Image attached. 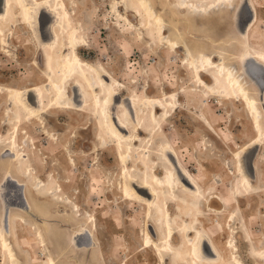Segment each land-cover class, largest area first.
<instances>
[{
    "label": "rangeland",
    "instance_id": "obj_1",
    "mask_svg": "<svg viewBox=\"0 0 264 264\" xmlns=\"http://www.w3.org/2000/svg\"><path fill=\"white\" fill-rule=\"evenodd\" d=\"M77 1L75 0L77 14L74 17L76 20H85L82 32L88 42V46L82 47L79 54L81 58L95 65L100 64L113 74L120 84L117 87L120 98L134 93L139 96L146 93L156 97L159 96L158 90L162 85L167 93L179 87L183 89L178 110L169 122H162V133L165 138L168 137L167 140L175 148L184 166L198 180L203 192L210 197L226 196L235 202L226 209L221 208L220 213L204 210L206 220L203 225L206 224V232L217 235L221 252L226 251L227 254L230 248L224 247L225 242L232 236L235 237L240 258L245 264H256L257 260L250 256L251 248L257 251L264 249V145L250 149L245 156L254 164L252 182L257 191L237 199L233 191L238 180L235 176L234 153L254 137L251 117L239 102L232 104L225 101L221 105L216 96H204V88L199 90V87L195 86L191 79L192 74L181 61L187 58L185 47L195 49L199 46L204 52H209L216 62L223 58L227 65L241 74L247 62L243 56L246 48L260 50V44L264 42V0H252L257 8V20L246 36L239 34L234 22V11L226 6L211 9L206 13L181 8L179 0H149L152 7L166 21L165 34L178 36L183 48L180 47L176 53L169 49L163 50L155 36L146 37L144 41L139 39L142 34L146 36V30L140 26V20L133 12L121 6L120 0H116L120 5L119 11L128 16L134 24L132 28L128 22L118 17L112 8L115 0ZM190 1H199L200 7L207 4L201 0ZM247 16L249 11L244 8L243 20L247 19ZM8 47L5 48L9 51L0 49V88L8 85L18 87L32 83L41 84L43 79L38 76L41 65L36 67L32 64L33 61L40 62V51L27 29L18 22L11 31ZM158 53L165 61H158ZM247 65L251 67L250 61ZM249 71L260 79V71L256 72L252 68H249ZM242 77L246 79L245 75ZM204 79L209 82V79ZM251 84L260 107L259 90ZM189 88L196 90L192 92ZM184 89L188 91L185 92ZM7 105L5 92H2L0 119L8 118ZM60 113L51 111L41 120L34 118L23 122L20 127L16 139L21 147L20 152L30 154L32 143L36 148L33 150L34 155L29 157L38 172L37 179L16 173L12 156L4 154L6 146H0V184L7 173L13 179L27 183L25 188L27 196L31 198L29 203L45 215L41 217L33 209L27 211L15 205L9 206L16 231L13 244L19 260L23 264H43L50 254L56 259V264H120L123 261H127V264H158L152 252L142 249V230L146 229L147 223L146 207L137 202L130 201L127 204L122 201L120 187L124 180L121 178V165L116 159L114 146L104 145L105 143L97 138L95 121L89 110L81 114ZM204 115L209 118L214 128L210 134L205 131L207 127L201 120ZM10 127L9 123L2 124L0 141L10 139ZM46 130L55 137H49ZM24 139H27V145L24 144ZM144 141L142 137L137 144ZM156 142L157 139L153 138V146ZM38 180L44 188L42 194L35 188ZM58 183L62 186L60 193L55 191ZM73 204L77 205L76 210H73ZM219 208V204L213 203L211 206V209ZM230 213H233V217H230L232 221L228 218ZM90 216L96 219L90 222ZM1 217L3 216L0 204V222ZM85 229L94 235L98 249L96 257L91 256V249L70 247L71 237ZM39 232L43 236L42 239L38 238ZM53 232L60 236L58 245L60 250L62 249L61 254L54 253L56 244L54 245L52 239ZM44 249L45 255L42 254Z\"/></svg>",
    "mask_w": 264,
    "mask_h": 264
},
{
    "label": "bare ground",
    "instance_id": "obj_2",
    "mask_svg": "<svg viewBox=\"0 0 264 264\" xmlns=\"http://www.w3.org/2000/svg\"><path fill=\"white\" fill-rule=\"evenodd\" d=\"M179 1L181 8H188L196 12H206L226 6L234 11V22L241 36H246L250 27L257 20V8L252 0H201L202 3H207L203 5L204 7L199 6V1L196 3H191L190 0ZM120 3L127 11L133 12L139 18L140 26L145 28L146 36L142 34L139 39L144 41L146 37L155 36L158 38V45L163 50L169 49L176 53L180 49L181 44L178 36L172 37L165 34L166 21L152 7L149 0H120ZM76 7L75 0H3V11L0 12V49L9 51L5 47H8L11 31L18 22L19 25L27 29L32 41L40 51V62L33 61L32 64L36 67L41 65L38 76L43 79L41 84L32 83L28 86L18 87L8 85L0 88V93L5 92V99L8 102L7 123L11 125L10 139L0 141V146H6L5 153H3L12 156L15 172L26 178H38V172L29 157L31 154L34 155L33 150L36 149L34 143H32L30 154H24L20 152L21 147L16 141L23 122H29L34 118L41 120L51 111L81 114L89 110L95 121L97 138L105 143L104 145H111L115 148L116 159L121 165V178L124 180L120 187L122 201L137 202L146 207L147 223L145 222L146 229L142 230V249L152 252L158 264H245L239 256L235 237L232 236L225 242L224 247L230 248L229 253L221 252L217 235L207 233L206 224L203 225V221L206 220L204 210L220 213L221 208L226 209L233 205L234 200L222 195L210 197L206 192H203L198 180L184 166L175 148L167 140L168 137L165 138L162 133V122H169L178 110L179 100H181L179 98L183 89H179V87L177 90L167 93L162 85L158 90L159 96L154 94L156 97L146 93L140 96L134 93L128 97L120 98L117 88L120 84L113 74L100 64L95 65L81 58L79 54L82 47L88 46V42L82 32L85 20H76L74 17L77 14ZM119 7L118 1L115 0L112 3V8L118 17L128 22L130 27L134 26L128 16L120 13ZM244 8L249 11V16H247L249 20L242 27ZM43 13L51 18L49 40L43 39L40 32V15ZM41 20L43 21L44 18ZM246 49L243 56L247 62L245 65L243 64L244 68L241 70V74L235 68L227 65L223 58L216 62L209 52H204L199 46L195 49L185 47L187 58L181 61L192 74L191 79L195 86L199 87V90L204 88V96L210 94L216 96L221 105L225 101L232 104L239 102L251 117V130L254 132V137L234 153L235 176L238 177V180L235 182L233 191L237 199L243 198L244 195L250 196L257 191L256 185L252 182V170L255 172L254 164H252L250 172L248 158L245 156L250 149L264 145V85H262L264 83V42L260 44V50L259 48ZM156 57L159 62L165 61V58L159 53L156 54ZM249 61L251 67L247 65ZM249 68L256 72L260 71V79L254 77ZM242 75H245L247 80ZM204 78L209 79V82H206ZM179 81L181 82V79ZM251 83L259 90L260 107L258 99L252 92L254 88ZM190 90L193 92L196 89ZM187 91L185 90V92ZM201 120L207 127L205 130L207 133L210 134V131H214L207 116H201ZM46 134H49L51 138L55 137L48 130H46ZM142 137L145 141L137 144ZM153 138L157 139L156 147L153 146ZM26 140L24 141L25 145H27ZM18 141L20 142V140ZM12 183L16 184V179L7 173L0 184V204L3 216L0 222V264H23L19 260L13 244V241L16 240V231L14 218L9 213V206L15 205L27 211L33 209L37 215L45 216L38 212L35 205L29 203L31 198L27 196L25 188L27 183L20 182L17 184L18 186ZM35 188L41 194L44 192L42 182L39 180ZM136 188L141 189L142 193ZM55 191L62 192L61 184L56 185ZM213 203L219 204L220 208L211 209ZM76 209L77 205L73 204V210ZM232 214L230 213L228 217L230 221H232L230 219L233 217ZM90 218V222L96 219L93 216ZM241 219L243 221L242 217ZM42 237L39 232L38 238L42 239ZM59 237L56 232L52 233L54 245L56 244L54 253L61 254L62 249L60 250V245H58ZM126 237L128 238V236ZM69 241L70 247L91 249V256L96 257L97 243L91 231L80 230ZM45 252L44 249L42 254L45 255ZM251 253L250 256L257 260L256 264H264V249L257 251L251 248ZM43 264H56V259L49 254L47 261ZM120 264H127V261Z\"/></svg>",
    "mask_w": 264,
    "mask_h": 264
},
{
    "label": "water",
    "instance_id": "obj_3",
    "mask_svg": "<svg viewBox=\"0 0 264 264\" xmlns=\"http://www.w3.org/2000/svg\"><path fill=\"white\" fill-rule=\"evenodd\" d=\"M3 11V0H0V12ZM40 18L44 20L42 21L40 19V32H41V35H42V38L45 39V40H49L50 39V34H49V25L51 23V18L49 16H47L46 14H42L40 15ZM249 19H245L242 21V27L246 24V22L248 21ZM42 21V22H41ZM127 103V102H126ZM248 166H249V169L251 168L252 164L250 163V161H248ZM140 193H142L141 189L139 188H136Z\"/></svg>",
    "mask_w": 264,
    "mask_h": 264
},
{
    "label": "flooded vegetation",
    "instance_id": "obj_4",
    "mask_svg": "<svg viewBox=\"0 0 264 264\" xmlns=\"http://www.w3.org/2000/svg\"><path fill=\"white\" fill-rule=\"evenodd\" d=\"M260 8H263L262 6H260ZM261 76H263V75H261ZM262 85H264V83L262 84ZM3 121V122H2ZM8 122V119L6 118L5 120L1 117V119H0V129L2 128V124L1 123H3V124H6ZM15 179V178H14ZM16 184H14V183H12V184H14V185H17V184H19L21 181H19V180H17L16 179ZM18 186V185H17Z\"/></svg>",
    "mask_w": 264,
    "mask_h": 264
}]
</instances>
